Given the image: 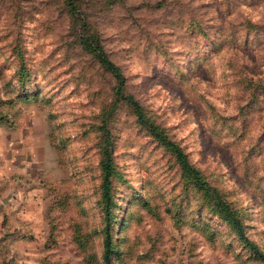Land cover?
<instances>
[{
    "label": "rangeland",
    "instance_id": "rangeland-1",
    "mask_svg": "<svg viewBox=\"0 0 264 264\" xmlns=\"http://www.w3.org/2000/svg\"><path fill=\"white\" fill-rule=\"evenodd\" d=\"M75 2L83 28L67 0H0V264H105L103 141L116 264H264L77 39L100 34L264 253V0Z\"/></svg>",
    "mask_w": 264,
    "mask_h": 264
},
{
    "label": "trees",
    "instance_id": "trees-1",
    "mask_svg": "<svg viewBox=\"0 0 264 264\" xmlns=\"http://www.w3.org/2000/svg\"><path fill=\"white\" fill-rule=\"evenodd\" d=\"M67 5L69 7V12L77 20H82L83 26H86L87 19L80 17L81 11L78 8L75 0H67ZM80 18V19H79ZM84 50L96 58L99 63L107 71L112 73L116 79L115 95L117 98H123L134 109V112L138 118V122L143 124L151 134L158 139L165 147H167L171 153L175 156L178 167L182 178L188 183L193 184L197 187L204 195L206 201L214 208V210L233 228L240 240L250 248L254 255L259 259H264V253L260 250L259 246L254 243L245 233L244 225L237 213L229 202H227L218 189L212 187L203 177L201 172L190 163L188 156L184 150L170 137L168 136L166 130L156 124L147 114L143 105L137 101L133 96L124 95L123 88L125 86L126 76L121 71V69L111 60L109 54L107 53L105 46L103 44L102 38L98 32L86 33L83 30L79 33L77 37ZM108 137V136H107ZM109 138V137H108ZM110 144V141L108 142ZM101 146V160L100 165L102 169V183H101V197L99 204L104 210V220L106 232V238L104 240V261L105 264H116L113 260V237L111 231L113 228L114 218H113V204L114 196L112 194V176L114 172L113 167V154L112 149L109 145L103 141L100 143Z\"/></svg>",
    "mask_w": 264,
    "mask_h": 264
}]
</instances>
